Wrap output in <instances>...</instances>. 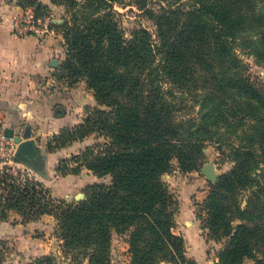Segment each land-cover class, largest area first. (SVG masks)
Here are the masks:
<instances>
[{
    "label": "trees",
    "instance_id": "obj_1",
    "mask_svg": "<svg viewBox=\"0 0 264 264\" xmlns=\"http://www.w3.org/2000/svg\"><path fill=\"white\" fill-rule=\"evenodd\" d=\"M131 1L153 20L155 35L134 25L126 33L116 4ZM18 0L32 8L35 18H60L55 28L63 37L66 58L61 75L69 83L84 80L94 93L96 106L85 107L79 125L66 127L48 143L49 150L95 135L104 141L64 158L62 174H77L86 167L110 183H94L82 200L56 199L36 180L21 182L5 172L0 175V219L13 210L23 221L48 213L55 217L63 251L81 264H112L114 234H125L130 264H198L186 255L183 236L174 232L175 209H169L170 187L163 176L173 160L183 172L198 170V154L212 135L209 127L236 117H254L249 123L252 141L264 145V113L258 116L227 114L228 89L215 76L214 67L230 63L234 43L249 21V0ZM158 5V7L155 6ZM264 36V32H263ZM240 91L264 94L240 81ZM192 102L199 116H183ZM213 108L215 113L207 110ZM255 147L236 148V164L221 176L217 187L235 194L255 185L264 197V166L259 167ZM264 152V146L259 151ZM259 168V169H258ZM258 169L256 172L255 170ZM205 227L209 236L226 239L218 264H264V231L236 222L246 210L236 200L222 206L215 192L206 199ZM231 210L230 216L226 214ZM238 215H233L234 213ZM7 251L0 239V261ZM22 264H59L42 255ZM83 264V263H82Z\"/></svg>",
    "mask_w": 264,
    "mask_h": 264
},
{
    "label": "crops",
    "instance_id": "obj_2",
    "mask_svg": "<svg viewBox=\"0 0 264 264\" xmlns=\"http://www.w3.org/2000/svg\"><path fill=\"white\" fill-rule=\"evenodd\" d=\"M38 1L51 5L50 0ZM14 6L19 7L18 0H0V12L8 13L7 18L0 17V131L4 134L6 128H12L15 134H23L29 127L31 138L41 147L43 156V171L35 179L54 198L71 201L70 196L76 198L80 192L85 194V188L106 182V176L110 175L99 177L86 167H81L77 174L66 175L56 169L62 159L79 154L87 146L93 145L90 142L93 135L56 150H49L48 143L62 129L82 123L85 107L96 106L97 101L84 80L68 84L63 81L60 71L66 53L61 39H41L35 35H19L14 31V23L11 22ZM54 59L58 62L57 66L53 64ZM174 219L173 230L183 236L186 255L198 264H218V254L226 239H211L209 230L202 227L201 221L181 215L178 211H175ZM49 221L52 231L55 227L57 229L56 219L51 214L45 213L37 220L23 221L21 214L9 211L6 218L0 219V231L1 226L13 224L19 231L8 235L0 233V239L6 241L5 258L9 256V251L17 252L18 258L9 261L11 264H22L26 259L31 261L48 254L50 247L45 240L47 236L37 237L34 231L49 233L50 224H46ZM115 235L119 246L126 252L125 259L117 264H130L127 236ZM218 242L220 244L217 246ZM244 264H254V261L247 259Z\"/></svg>",
    "mask_w": 264,
    "mask_h": 264
},
{
    "label": "rangeland",
    "instance_id": "obj_3",
    "mask_svg": "<svg viewBox=\"0 0 264 264\" xmlns=\"http://www.w3.org/2000/svg\"><path fill=\"white\" fill-rule=\"evenodd\" d=\"M155 6L158 7L157 4ZM13 8L14 13L11 16V22L14 23V31L19 35H37L29 31V26L33 24L39 28H48V31L44 32L42 37H40L41 39L47 37L58 38L59 40L61 39L62 43L64 42L61 33L55 28V25L63 22L60 18H35L34 11H31L32 8L23 9L20 6L18 8L14 6ZM115 8L121 13V23L127 34L134 25H140L155 35L156 26L153 20L138 9L131 1H126L124 4H116ZM247 13L250 18L244 30L240 32L235 40L233 60L230 63L216 65L214 70L215 76L219 77L226 85L229 93L228 97H231L229 102L227 101L222 105L226 113L231 114L238 109L240 114L248 113L252 114L251 116H258L264 113V104H260L257 96H250V94H246L247 92H241L240 81L248 83L258 93L264 94V0H249ZM7 16L8 13L0 12L2 19L7 18ZM32 16H34V19ZM33 21L34 23H32ZM63 81L65 84H68L70 80L64 75ZM199 110V105L192 102L188 107H185L181 114L183 116L197 117L199 116ZM207 111L210 114L215 113L212 107ZM230 122V120H224L219 124H214L209 127L212 135H205L208 137H205V147L198 154L200 160L198 170L183 172L180 170L177 160H173L172 168L163 176V180L170 187L171 192L168 207L169 209H175L181 215L201 221L202 227H205L204 223L208 214L205 202L211 192H215L222 206L226 208L232 207L233 201L236 200L240 207L246 210L242 220L236 219V222L260 228L264 231V197L263 194L260 195V199L257 197V193H260L259 188L255 185H245L244 187H240L241 189L237 193L232 194L224 192L217 187L219 178L230 172L236 164V148L242 149L250 146L257 148L256 159L259 160V167L264 166V152L259 151V147L264 145L261 144L258 138L252 141L253 132L248 126L250 122H257V119L254 117L243 119L238 115L234 123L230 124ZM0 133H3V131H0ZM9 139L17 145L13 138ZM101 141L103 142L104 139H98L95 135L90 138V142L93 144ZM207 163H212L218 174V180L215 182L208 179L201 171ZM23 165L29 167L22 163ZM29 168L33 172V178L35 179L38 172L31 167ZM106 178V182L104 183H110L111 176H106ZM70 198L76 200L75 196H70ZM226 214L230 216L231 210H227ZM235 214L238 215L236 212L233 215ZM46 224H50V228H48L50 229L49 233L45 231H34L37 237L47 236L45 240L49 244L50 249L46 255H52L59 264H76L77 261L72 258V254L63 251L62 240L58 237L56 227L52 231L51 221ZM1 227L0 233L3 235L17 234L19 231L14 227V224ZM210 238L215 241L222 240H217V235L216 237L212 235ZM219 244L220 242L217 243V246ZM224 244H226V240ZM119 245L118 237L115 235L112 243V254L115 257V261L112 264H117L125 259L126 252ZM223 248L222 246L220 251ZM17 254L19 253L9 251V256H7V259L4 258L5 260L2 263L11 264V259L14 261L18 258ZM26 262L29 261L26 259L24 263ZM82 263H87L85 257H82ZM165 263L163 262V264Z\"/></svg>",
    "mask_w": 264,
    "mask_h": 264
},
{
    "label": "water",
    "instance_id": "obj_4",
    "mask_svg": "<svg viewBox=\"0 0 264 264\" xmlns=\"http://www.w3.org/2000/svg\"><path fill=\"white\" fill-rule=\"evenodd\" d=\"M54 66L58 65L57 60H53ZM6 136L14 138L17 143V148L15 152V157L18 161L24 163L25 165L31 167L38 173L43 171V156L41 147L36 143L34 139L31 138V131L28 127L23 134H15L14 129L6 128L4 130ZM202 173L210 180L217 181L218 174L212 163H207L201 169ZM85 198V194L80 192L76 195V200H82Z\"/></svg>",
    "mask_w": 264,
    "mask_h": 264
},
{
    "label": "built area",
    "instance_id": "obj_5",
    "mask_svg": "<svg viewBox=\"0 0 264 264\" xmlns=\"http://www.w3.org/2000/svg\"><path fill=\"white\" fill-rule=\"evenodd\" d=\"M34 16H32L33 19ZM32 23H34V21ZM29 31L32 34H37L35 36L40 38L44 32L48 31V28L43 29L32 24L29 26ZM16 147L17 145L14 142L3 133H0V175L7 172L18 178L21 182L33 180V172L30 168L24 165L22 166V163L16 160Z\"/></svg>",
    "mask_w": 264,
    "mask_h": 264
}]
</instances>
